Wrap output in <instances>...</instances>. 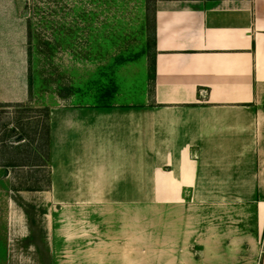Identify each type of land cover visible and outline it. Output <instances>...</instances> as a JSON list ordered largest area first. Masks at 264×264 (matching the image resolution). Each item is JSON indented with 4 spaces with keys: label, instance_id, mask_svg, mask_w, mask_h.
Masks as SVG:
<instances>
[{
    "label": "rangeland",
    "instance_id": "1",
    "mask_svg": "<svg viewBox=\"0 0 264 264\" xmlns=\"http://www.w3.org/2000/svg\"><path fill=\"white\" fill-rule=\"evenodd\" d=\"M154 4L0 0V51L15 49L23 28L27 55L25 99L0 102V264H260L253 202L59 200L48 192L49 108L143 102Z\"/></svg>",
    "mask_w": 264,
    "mask_h": 264
},
{
    "label": "crops",
    "instance_id": "2",
    "mask_svg": "<svg viewBox=\"0 0 264 264\" xmlns=\"http://www.w3.org/2000/svg\"><path fill=\"white\" fill-rule=\"evenodd\" d=\"M22 29L0 51V102L25 99ZM47 121L53 198L253 202L264 237V0H155L144 101L53 105Z\"/></svg>",
    "mask_w": 264,
    "mask_h": 264
}]
</instances>
